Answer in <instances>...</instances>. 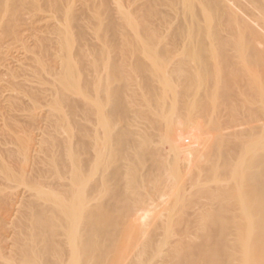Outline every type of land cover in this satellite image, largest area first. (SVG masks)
Instances as JSON below:
<instances>
[{
	"label": "bare ground",
	"instance_id": "bare-ground-1",
	"mask_svg": "<svg viewBox=\"0 0 264 264\" xmlns=\"http://www.w3.org/2000/svg\"><path fill=\"white\" fill-rule=\"evenodd\" d=\"M41 1L0 0V103L12 99V80L19 75H15L19 68L13 70L16 61L12 66V59L10 62L7 58L8 42L11 38L14 41L20 37L18 42L24 39L17 23H22L20 18L26 21L28 6L35 5L34 10ZM58 1L77 14L72 11V16L67 15L71 14L67 10L66 18L63 16L64 31L57 26L58 32H54L55 39L60 40L56 54L62 62L57 66L61 67L59 74L52 71L50 75L55 76L50 79L54 81L53 85L50 83L51 108L56 114L62 113L60 103H64L65 94H75L91 102L97 126H83L90 117L81 125L82 115L76 118L79 123L69 126L67 122L64 126V114L57 120H63L67 139L60 141L53 133L45 140L49 157L43 160L53 163L54 171L51 170L58 181H66L58 182L62 187L59 189L65 191L54 190L47 183L50 178L45 173L49 170H15L16 161L26 165L32 158L31 137L18 136L16 131L13 135L8 133L14 137L17 149L9 150L5 157V152L0 154V178L13 186H24L31 193V200L24 206L17 231L10 232L14 235H5L2 229L0 264H264V0ZM76 5L85 6L84 11ZM62 11L60 15H64ZM58 20L62 22L61 18ZM30 21L28 24L33 23ZM74 45L79 46L77 53L85 50L88 53L84 54L94 55L91 61L83 62L96 74L91 84H83L84 77L80 79L87 66L80 69L78 64L85 59L83 55L72 58ZM54 57L56 62L58 57ZM43 61L37 63L39 67ZM26 77L22 79L27 83ZM152 79L160 86L161 95L151 85ZM134 85L137 90L132 89ZM181 85L184 92L179 94L177 87ZM136 96L151 116L147 122L145 114L139 112L130 118V111L124 109V100L131 98L126 103L130 105ZM168 98L172 100L170 105ZM180 100L187 104V116L177 107ZM224 104L228 105L225 122L220 114ZM210 105L220 114L212 122L204 121ZM197 109L204 117H196L199 125L194 126L192 114ZM121 121L124 125L117 127ZM137 123L142 126L132 132L129 127ZM74 130L78 133V146L73 141ZM153 132H157L155 138ZM190 138L194 140L187 144ZM34 145L37 143L32 148ZM84 156H93L90 162L97 168H86ZM180 158L187 168L184 174L178 165ZM64 161L71 168L67 176L61 172L68 168ZM205 167L210 172L203 177L208 171ZM143 170L146 172L141 174ZM226 181L231 182L227 185ZM207 183L214 185L209 187ZM3 192L0 189V195ZM150 201L154 205L150 206ZM9 204L2 202L0 211L10 208L15 212L12 206L16 201L11 207ZM140 220L144 223L137 227ZM177 226L182 227L181 232L171 243L169 237Z\"/></svg>",
	"mask_w": 264,
	"mask_h": 264
},
{
	"label": "rangeland",
	"instance_id": "rangeland-1",
	"mask_svg": "<svg viewBox=\"0 0 264 264\" xmlns=\"http://www.w3.org/2000/svg\"><path fill=\"white\" fill-rule=\"evenodd\" d=\"M44 1V7H43V4H42V2ZM54 1H55V3H54ZM52 0V3H50V2H48V4H47V1L46 0H42L41 1V3H40V5L43 7L42 9H41V6L39 5V6H36L35 7V9L33 10V8H34V6L31 8V6L29 7V8H31L32 10H30L28 7H27V10H26V13H28V11H29V16L28 15H25V16H23V14L22 13H24V14H26L25 13V9H23V12L21 13V16H23V17H25V18H27L26 19V21L25 20H23V18H20L21 19V21H22V23H24L23 25L25 26H23V25H21L22 23H17L18 24V26L21 28L20 30L19 29H17V30H19L20 32L19 33H21V31H23L21 34L22 35H20L22 38H24V39H21V41H19L18 42V39L20 40V37H17V35H16V37L18 38V39H16V38H14V41H13V39L11 38L10 39V42H8V45H9V50L7 49V51H8V53H7V56H9V57H7L9 60H10V62H11V59H12V61L13 62H11L12 63V66H13V64L15 63L14 61H16V63H15V65H14V67H13V70H14V68H16V70H14V72L16 71V73H15V75L17 74H19L18 76L20 77V78H18V76H16V78L17 79H14L15 78V76H14V78H13V83H12V91H11V97H12V99L8 102V103H6V102H1L0 103V110H1V114H0V116H2V117H0V119L3 121V122H1V120H0V138H2V140L0 139V141L3 143H1L0 144V154L2 153V152H5L4 154H3V156L5 157L6 156V152H7V155H8V151L10 150V151H14L15 150V152H16V149L17 148H15V146H16V142H15V139H14V137L13 136H11V135H13V133H14V131H16L15 133L18 135V136H20V135H22V137H23V135L26 137L27 135H28V137H31V140H32V144H31V140H29V143H30V152H32L31 154H33L32 155V158H31V160L30 161H27L28 163H26V165L25 164H21L20 163V161L18 160V161H16L15 162V170L16 171H18V170H24L25 171V173H28V172H30L31 170H34V169H36V168H38L39 167V169H41V171L43 172V173H45V172H48V170H49V172L48 173H45V176L47 177V179L48 178H50V179H48L47 180V183L48 184H51L50 186L51 187H54L53 189L54 190H58V191H65V190H67V189H64V190H61L62 189V187L60 186L61 184V182H63V183H65L64 181H58L59 180V178H57V175L53 172L54 170H53V163L52 164H50L51 162L50 161H48V162H50V163H48V162H45L46 160H43V159H48V157L49 156H47L46 154H48V152L46 151V145L44 144L45 143V140L47 141L48 139V135H50V134H57V137H58V139H60V141L61 140H65V139H67V136H68V134H67V132H66V129H64V128H66V127H62V123H63V120H62V123H61V120L59 121V120H57L58 119V117H59V119H61V115H64L65 114V116L66 117H64L65 119H67V121L66 122H64V126L65 125H67L66 123L68 122V125L69 126H73V124L75 125V122L77 123L78 122V119H76V118H80L81 117V115H82V117L80 118L81 120H80V124L81 125H83V123H81V121L82 122H84V124L86 123V120H88V118L90 119V121L88 120L87 121V123H86V125H83V126H85V127H87V128H91L92 126L94 127V125H95V127L97 126L96 124H97V116H96V112H95V114L93 115L92 114V112H94V110L95 109H93L94 107L92 106V104H91V102H89V101H86L85 99H82L81 97H79V96H77V95H75V94H70L69 96L67 95V94H65L66 96L64 97V99H63V101H64V103L63 102H61L60 103V105H62V107L60 106V108H61V110H62V113L61 112H58L57 114H56V112H54L53 110H52V108H51V106L53 105V99L51 100V98H52V96L50 97V95L52 94L51 92H53V91H51L50 89L53 87L52 85V82L54 83V81H52V80H50V79H52V78H54L55 76H50L51 74H52V71H55V72H57L58 71V73H56V76H57V74H59V70H61L60 68L61 67H57L58 65H60L61 64V62L62 61H60L59 60V56L60 55H58V54H56V53H58L59 52V48L57 49V47L59 46V42L58 41H60V40H56L55 38H56V35H55V33H57L58 32V29L60 28H62L61 29V31L63 32L64 31V28H65V21H63L64 19V17L63 16H65V18H66V16L67 15H71L72 16V11H73V14H75L77 11V9H79L80 7V11H84V8H85V6L83 7V6H81V5H79V6H77L76 5V7H78L77 9H75V13H74V9L72 10V11H69V8L66 6L65 7V5H67V4H63L64 6H62L60 3H59V1L58 0ZM56 1H58V3L56 2ZM60 2H64L65 3V1L64 0H62V1H60ZM46 4H47V6H46ZM56 4H58L57 6H56ZM51 5V6H50ZM53 6V7H52ZM59 6V7H58ZM61 6H62V9H61ZM54 8V9H52V8ZM63 7H65V9L66 10H64V11H62L63 10ZM60 8V9H59ZM68 8V9H67ZM39 9H41V10H39ZM57 9H58V11H57ZM82 9V10H81ZM67 10H68V12H67ZM71 10V9H70ZM22 11V10H21ZM50 11V12H49ZM55 11H56V14H54L55 13ZM60 11V12H59ZM61 11H62V13H64V15H60V13H61ZM82 11V12H83ZM86 11V10H85ZM57 12H59V14L57 13ZM71 13V14H67V13ZM79 12V11H78ZM50 13H52V14H50ZM67 15H66V14ZM80 13V12H79ZM77 14V13H76ZM52 15V16H51ZM31 16V17H30ZM48 16H50V17H48ZM56 16H59V18L58 17H56ZM60 16H62V17H60ZM34 18V20L35 21H33V18ZM46 17H48V18H50V19H48V18H46ZM44 18V19H43ZM60 19L61 18V20H62V22H64V24L62 25V27H60V23L62 24V22H60L59 20V24L57 23L58 21H56L57 19ZM29 19V20H28ZM43 19V20H42ZM56 19V20H55ZM28 20V21H27ZM30 20H32V21H30ZM38 20H39V22H38ZM42 20V21H41ZM33 22V23H35L36 22V24H34L33 25V23L31 24V23H29L28 24V22ZM56 24H55V23ZM54 24V25H53ZM28 25H31L29 28H28ZM55 26V27H54ZM57 26H59L58 27V29H57ZM64 26V27H63ZM27 27V29H25ZM37 27V28H36ZM24 30H23V29ZM33 28V29H32ZM36 28V29H35ZM41 28V29H40ZM56 28V29H55ZM38 29H40L42 32H40V30H38ZM38 30V31H37ZM46 30H47V32H46ZM54 30V31H53ZM57 30V32H55ZM44 32V33H43ZM51 32H55L54 34L53 33H51ZM17 33H18V31H17ZM37 33V34H36ZM49 35H48V34ZM51 33V34H50ZM35 34V35H34ZM53 34V35H52ZM55 35V36H54ZM28 36V39L26 38ZM34 36L36 37V38H34ZM52 36L54 37V38H52ZM50 37V38H49ZM44 38V39H43ZM57 38H59V37H57ZM28 40V42L26 41V40ZM35 39V40H34ZM42 39V40H41ZM50 39V40H49ZM52 39L55 41H52ZM17 40V41H16ZM44 40V41H43ZM25 41V42H24ZM37 41V42H36ZM43 41V42H42ZM48 43H47V42ZM50 41H52V42H50ZM93 41V40H92ZM91 41V42H92ZM15 42H17V43H15ZM30 42V43H29ZM42 44H41V43ZM46 42V43H45ZM49 42H50V44H49ZM90 42V43H91ZM94 42V41H93ZM10 43V44H9ZM22 43H25L24 45L22 44ZM29 43V44H28ZM40 44V46H39V44ZM88 43V42H87ZM20 44H22V46L20 45ZM49 44V45H48ZM55 45V49H53L54 48V45ZM77 44V43H76ZM27 45H31L29 48L30 49H32L33 50V52H32V50L30 51V49H28V47H26ZM53 45V46H52ZM58 45V46H57ZM33 46H35V47H33ZM37 46V47H36ZM39 46V47H38ZM44 46V47H43ZM48 46H50V47H48ZM57 46V47H56ZM11 47V48H10ZM28 49H26V48ZM46 47V48H45ZM48 47V48H47ZM53 47V48H52ZM74 47H75V45L73 46V48L71 49V54H72V58L73 57H76L77 55H83L82 57L83 58H87L86 60L85 59H81V61L78 63V64H81L80 66H82V67H80V69L81 68H83L84 69V67L85 66H87L83 71H81V72H83V74L82 73H80L81 75V77H80V79L82 78V77H84L85 78V81H84V78H82L81 79V81H83L84 83L83 84H85V83H93V81H94V79L96 78V74H94V72L92 71V69H90V67H89V65L88 64H85V63H83V62H89V61H91L93 58L92 57H94V55L92 56V55H89V54H84V52L85 53H88V52H86L85 50H84V52H82V54L80 53V52H78L77 53V51L78 50H80L78 47L79 46H76L77 48H78V50H77V48L74 50ZM25 49V51L24 52H22L23 50L22 49ZM53 50H51V49ZM85 48V47H84ZM41 51H43V52H40V50ZM49 49V50H48ZM3 50V49H2ZM60 50H61V48H60ZM47 51V52H46ZM52 51V52H51ZM56 51V52H55ZM31 52V53H30ZM49 52H51V53H49ZM55 52V53H54ZM63 55V57H64V53L62 52V51H60ZM23 53V54H22ZM25 53V54H24ZM61 53H59V54H61ZM74 53V54H73ZM76 53V54H75ZM10 54V55H9ZM22 54V55H21ZM39 54V55H38ZM53 54V55H52ZM21 55V56H20ZM35 55H36V57H35ZM44 55H45V57H44ZM49 55H50V57H52L51 58V60H50V57H49ZM55 55H57V57H58V59L56 60V62H54V59H56V57H54ZM84 55H86L85 57H84ZM11 56V57H10ZM15 57V58H14ZM26 59H24V58ZM30 57V58H29ZM31 57L33 58V59H31ZM79 57V56H78ZM137 57H139V56H137ZM166 57L168 58V56L166 55ZM166 57L164 56L163 58H165L166 59ZM11 58V59H10ZM18 58H19V61H17L18 60ZM27 58H28V60L29 61H31L32 63L34 62V60H38L37 62H34L33 64L31 63V62H29L28 60H27ZM62 58V57H61ZM60 58V59H61ZM15 59V60H14ZM23 59V60H22ZM40 59H42V61H43V59H44V61H43V63H42V65L44 64V66L46 67V68H42L43 66L41 65L40 67H39V65L37 64L39 61L40 62H42ZM46 59V60H45ZM74 59V58H73ZM76 59H77V57H76ZM79 59H80V57H79ZM79 59H78V61H79ZM89 59H91V60H89ZM164 59V60H165ZM20 60H22V61H20ZM62 60V59H61ZM27 61L29 62V63H27ZM51 61V62H50ZM60 61V62H59ZM77 61V60H76ZM19 62H21V63H19ZM82 62V63H81ZM19 63V64H18ZM26 63V64H25ZM47 63L49 64H53L54 66H55V64H56V66H55V68H54V70H52L53 68L52 67H54V66H52V65H48L49 67H51V68H47L48 66H46L47 65ZM57 63H59V64H57ZM24 67L23 69H20V68H22V66ZM21 66V67H18V66ZM35 66V69H34V67H29V66ZM36 65H38L37 66V68H39L41 71H38V69L36 68ZM28 66V67H27ZM61 66V65H60ZM89 67V68H88ZM30 68V69H29ZM58 68V69H57ZM25 69V70H24ZM31 69H32V71H31ZM37 69V70H36ZM51 70V73H50V71L49 70ZM57 69V70H56ZM87 69H89V70H87ZM21 70V71H20ZM30 70V71H29ZM35 70V71H34ZM43 70V71H42ZM46 70H47V75H46ZM87 70V71H86ZM168 70V69H167ZM28 73H27V72ZM37 71V72H36ZM36 72V73H35ZM40 72H42V73H40ZM48 72L50 73V74H48ZM55 72L53 73L54 75H55ZM84 72H86V73H84ZM129 71H127V75H129V73H128ZM23 73V74H22ZM25 73V74H24ZM37 73H40V75L39 74H37ZM61 73V72H60ZM90 73V74H89ZM27 74V75H26ZM35 76H34V75ZM37 74V75H36ZM132 74H133V77H134V79H137L138 77H137V75L136 74H134V73H131V76H132ZM23 77L24 75H25V77L27 78V83H26V79H25V81H23L24 79H22V77ZM29 75V76H28ZM83 75V76H82ZM31 76H33L32 78H31ZM36 76L37 77H39V78H36ZM149 76V75H148ZM147 76V77H148ZM52 77V78H51ZM196 76H193V78H195ZM29 78H31L30 80H29ZM49 78V79H48ZM150 78H151V76H150ZM86 79H87V81H86ZM139 79V78H138ZM137 79V80H138ZM148 79V78H147ZM147 79H146V82H147ZM20 82L19 84H17V85H15L16 84V82ZM49 81H51V82H49ZM139 82L140 81H142L141 79L140 80H138ZM15 82V83H14ZM22 82V83H21ZM25 82V83H24ZM29 82V83H28ZM52 85H51V84ZM24 84V86H22V85ZM26 84V85H25ZM153 84V85H152ZM158 83H156V81H153V79H152V81H151V85L156 89V91L159 93L160 91V86L159 85H157ZM22 86V87H21ZM135 86V85H134ZM159 86V87H158ZM18 87H20L19 89H18ZM26 87H27V91H26ZM157 87L159 88V89H157ZM17 88V89H16ZM21 88H23V90L21 89ZM29 88H31V89H29ZM58 89H60V87L58 88ZM132 89H136L137 90V88H136V86H135V88L133 87ZM16 90V91H15ZM59 91V90H58ZM61 91V90H60ZM177 92L179 93V94H181V93H183L184 92V87H183V85H181V86H178L177 87ZM24 93V94H23ZM130 92H128V94H129ZM23 95H25V97H27V98H23L24 96ZM131 95V94H130ZM159 95H161V92H160V94ZM18 96H20L19 98H18ZM102 96V95H101ZM17 97V98H16ZM67 97V101L65 100V98ZM14 98H15V101H12V100H14ZM22 98L24 99V101L22 100ZM137 98H139V96L137 97H135L134 99H132V102L130 103V105L129 104H126L129 100H131V98H129V97H127L125 100H124V102L125 103H123V106H124V109L125 110H127V111H130L128 114H127V116L128 117H130V118H133V117H135L136 116V114H138L139 112L140 113H143V114H145L144 115V120L146 121V118H148V117H151L150 115H147L146 114V110L147 109H144L145 107L143 106H141L140 105V103H142V102H140L139 100H141V98H139V99H137ZM26 99H27V101H26ZM28 99H30V100H28ZM17 100V101H16ZM72 100V101H71ZM14 103V105H13V103ZM21 103H20V102ZM70 101V102H69ZM103 101V100H102ZM133 101L135 102V104L138 102V104H136V105H134V103H133ZM195 101H199V99H196ZM25 102V103H24ZM72 102V103H71ZM85 102V103H84ZM166 102L170 105V102H172V100L170 99V98H168V99H166ZM18 103V104H17ZM71 103V104H70ZM103 103H105V101L103 102ZM2 104V105H1ZM8 104H9V106H8ZM132 104V105H131ZM5 105V106H4ZM7 105V106H6ZM17 105H18V107H17ZM22 105V106H21ZM140 105V106H139ZM179 105V106H178ZM1 106H2V109H1ZM137 106V107H136ZM7 107H11V108H13V109H11V108H7ZM19 107L21 108V109H19ZM76 107V108H75ZM127 107H130V108H127ZM139 107H141L140 109H139ZM153 107H155V106H153ZM177 107L181 110V112L183 111V113H182V115H184V114H186V115H184V116H187L188 115V112H186L185 111V109H188V108H186L187 107V104H185L184 102H182V100H180V101H178V104H177ZM189 107V106H188ZM222 107L224 108L222 111H220V114L221 115H223L222 116V118H221V120L222 121H226L227 119H228V114H226L227 113V110H226V108H228V105H222ZM64 108V109H63ZM73 108V109H72ZM83 108V109H82ZM85 108V109H84ZM92 108V109H91ZM70 109H72V110H70ZM77 111H76V110ZM79 109V110H78ZM107 109V108H106ZM93 110V111H92ZM3 111H4V113H3ZM71 111V112H70ZM75 111H76V113H75ZM81 113H80V112ZM143 111V112H142ZM184 111H185V113H184ZM74 113V115L76 116H74L73 115V113ZM86 114H85V113ZM137 112V113H136ZM197 112V113H196ZM196 112L194 111L193 112V114H192V120H191V124H193L194 126H197V125H199V122H198V119H196V117L198 118V116H200V117H202L203 116V112H198V109L196 110ZM7 113V114H6ZM68 113V114H67ZM5 114V115H4ZM54 114V115H53ZM58 114H59V116H58ZM219 113H218V111H215V110H213V108L211 107V105H210V107L209 106H207V110H206V115H205V119L206 120H204V121H208V122H212L213 121V119H215L217 116L219 117L220 116V114L218 115ZM8 116V118H10V119H8L7 117H5V116ZM80 117H79V116ZM85 115H89L88 117L87 116H85ZM191 115V114H190ZM56 116V117H55ZM96 116V117H95ZM68 117V118H67ZM83 118H85L84 120H83ZM203 118V119H204ZM5 119H7L9 122H11V121H13V122H11L10 124L12 125H10L9 123H8V121L6 120L5 122H4V120ZM76 119V120H75ZM69 120H70V122H69ZM211 120V121H210ZM58 121H59V123H58ZM73 121H74V123H73ZM145 121H143V122H145ZM228 121V120H227ZM6 122H7V124H6ZM147 122V121H146ZM2 123V124H1ZM7 125L6 127H5V124ZM14 125H13V124ZM71 123V124H70ZM79 123V122H78ZM141 123H142V121H141ZM54 124H55V127H54ZM59 124V125H58ZM145 123H143V125H144ZM57 125V126H56ZM121 125L123 126L124 125V123L121 121L120 123H117V127H121ZM138 125V126H137ZM13 126H15V127H13ZM21 126V127H20ZM139 126H142V125H140L139 123H137L136 125L134 124V125H131L130 127H129V129L133 132V131H135V129H136V131H137V129H138V127ZM12 127V128H11ZM57 127V128H56ZM137 127V128H136ZM22 130H21V129ZM53 128H55V129H53ZM58 128H59V130H58ZM61 128V129H60ZM63 128V129H62ZM3 129V130H2ZM9 129V130H8ZM10 129L12 130V132H10ZM14 129V130H13ZM17 129H19V130H21L22 132H20L19 130H17ZM55 130V131H54ZM59 131V132H57V131ZM18 131V132H17ZM74 132V135H75V138H74V142H76L77 141V143H76V146H78L77 144H80L79 143V138H78V133H77V131L76 130H74L73 131ZM152 132V131H151ZM150 132V133H151ZM8 133H12L11 135L10 134H8ZM23 133V134H22ZM156 133L157 132H153L152 134H155V136L153 135V138H155L156 137ZM5 134V135H4ZM9 137H10V139L12 140H10L9 139ZM13 137V138H12ZM30 139V138H29ZM10 140V141H9ZM14 140V141H13ZM194 140V138H190V139H188V141H187V144L188 143H190V142H192ZM39 141H40V143H39ZM15 144H14V143ZM34 142H36L37 143V145L39 146V149H38V146L37 145H34V148H32V145L34 144ZM4 143H6L5 145L7 146V147H5V145H4ZM13 143V144H12ZM39 143V144H38ZM156 141H155V144L154 145H156ZM40 145H41V147H40ZM2 146H4L5 148H6V150H5V148H3ZM2 147V148H1ZM15 148V149H14ZM43 151V153H42V151ZM151 150H155V149H151ZM45 151L47 152V153H45ZM34 152H36V153H34ZM10 153V152H9ZM1 154V155H2ZM36 154V155H35ZM0 155V156H1ZM15 156H17L16 154H15ZM92 157L93 156H91L90 158L89 157H83V159H85L86 160V168H88V166H90V168H93V169H96L97 167L93 164H91V160H92ZM88 158L90 159L88 162H87V160H88ZM39 160H42V161H40L39 162ZM57 160H59V158L57 159ZM38 161V162H37ZM91 161V162H90ZM183 161H184V159H179V162H178V165H179V167H180V171L184 174V173H186L187 172V168H186V165L183 163ZM59 161H57V163H58ZM41 163V164H40ZM44 163H46V165H44ZM48 163V164H47ZM65 163H66V161H64V165H65ZM87 163H89V165H87ZM19 164V165H18ZM17 165V166H16ZM35 167H34V166ZM51 165H53V166H51ZM206 165V164H205ZM205 165H203V166H205ZM18 166H19V168H18ZM41 166H42V168H41ZM51 166V167H50ZM65 166H67L68 168H64V169H66V170H62V168H61V172L62 173H66V176L67 175H69L67 172L68 171H70L71 170V168H70V166H69V164H66ZM21 167H23V168H21ZM17 168V169H16ZM44 168V169H43ZM207 170L209 169V168H207V167H205ZM53 171H52V170ZM68 169H70V170H68ZM44 170H46V171H44ZM19 171V172H20ZM27 171V172H26ZM51 172H53V173H51ZM60 172V173H61ZM146 172V170H143V173H141V174H144ZM210 171L208 170V171H206V172H204L203 173V177H206V175L209 173ZM48 174V175H47ZM51 174V175H50ZM53 174H55L56 175V177H55V175H54V177H53ZM51 176H52V178H51ZM69 177V176H68ZM1 179H3V178H0V189H2L4 192H3V194H1L0 195V205L2 204V202L4 203V201L6 202V203H8L9 204V202H10V199H12V201L10 202L11 204H9V206L10 205H13V204H15V201H16V205H14V206H12L13 207V209H15V212H14V210L11 212V210H10V208H7V209H5L4 211L2 210V212L0 213V223L2 224H0V238L2 239V237H4V233H5V235H14V234H11L10 232H12V233H15L16 231H17V223H18V221H19V219H20V217H21V213H24V206L26 205V203H27V200H28V203H29V201L31 200V193L30 192H28V190H26V188H24V186H22V185H15L14 184V186L12 185V183L11 182H8V181H6L5 179H3L4 180V182H3V180H1ZM97 179V177L95 178V180ZM50 180V181H49ZM3 183H2V182ZM56 181V182H55ZM92 181H93V179H92ZM50 182V183H49ZM52 182H54L53 184H52ZM58 182H60V183H58ZM230 182L231 181H226V184L228 185V184H230ZM5 183V184H4ZM67 183H68V180H67ZM9 184V185H8ZM54 184H55V186H54ZM60 184V185H59ZM2 185V186H1ZM47 185V184H46ZM56 185H58V186H60V187H56ZM207 185L209 186V187H213V185L214 184H212V183H210V184H208L207 183ZM8 188V186H10L8 189L6 188V187ZM17 186V187H16ZM6 188V190H4L5 188ZM12 187V188H11ZM14 187H16V188H14ZM4 188V189H3ZM24 188V189H23ZM59 188H61V189H59ZM6 191V192H5ZM8 193H9V196H10V194H11V196L9 197V196H7L8 195ZM22 193V194H21ZM29 193V194H28ZM17 194H20V195H17ZM24 194V195H23ZM26 194V195H25ZM28 194V195H27ZM6 196V197H5ZM30 198H29V197ZM5 197V198H4ZM20 197H21V199H20ZM4 198V199H3ZM7 198H9V200L7 199ZM15 198V199H14ZM20 200H19V199ZM24 198V199H23ZM29 198V199H28ZM18 200V201H17ZM25 200V201H24ZM203 201H205V199H202ZM8 201V202H7ZM25 202V203H24ZM13 203V204H12ZM18 203V204H17ZM20 204V205H19ZM156 204V203H155ZM149 205L150 206H152V205H154V203L152 202V201H150L149 202ZM8 206V207H9ZM20 206V207H19ZM11 207V206H10ZM22 207V208H21ZM147 208H149V207H147ZM146 208V209H147ZM8 210H9V212H8ZM17 210V211H16ZM6 211V212H5ZM23 211V212H22ZM8 212V213H7ZM11 212V213H10ZM14 212V213H13ZM10 213V214H9ZM13 213V214H12ZM4 215H5V217L6 218H4ZM8 215H10V217L8 216ZM148 215V214H147ZM2 216H3V218H2ZM8 216V217H7ZM145 218H147V216L145 217ZM3 219V220H2ZM6 219V220H5ZM9 219H11L12 220V222H11V220H9ZM9 220V221H8ZM139 220V219H138ZM4 221V222H3ZM6 221H7V223H6ZM144 220H140L139 222H137V221H134V222H137V224H135L137 227L138 226H141L144 222H143ZM3 222V223H2ZM9 222H10V224H9ZM4 223H6V224H4ZM4 224V225H3ZM9 224V225H8ZM10 226V227H9ZM12 227V228H11ZM16 227V228H15ZM9 228H11V229H9ZM4 230V233H2L3 232V230ZM8 230V232L6 231V230ZM182 229V227H179V226H177V228H175V230L171 233V235H170V237H169V242H175L176 241V239L178 238V235L180 234V230ZM2 235V236H1ZM13 238V236L12 237H9L8 238V240H10L11 241V239ZM0 239V240H1ZM171 240V241H170ZM175 240V241H174ZM0 243H3V241H0Z\"/></svg>",
	"mask_w": 264,
	"mask_h": 264
}]
</instances>
